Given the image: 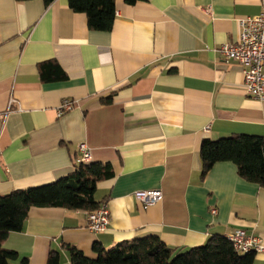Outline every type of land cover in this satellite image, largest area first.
<instances>
[{
    "label": "crops",
    "instance_id": "0c3cea01",
    "mask_svg": "<svg viewBox=\"0 0 264 264\" xmlns=\"http://www.w3.org/2000/svg\"><path fill=\"white\" fill-rule=\"evenodd\" d=\"M260 13L264 0H116L111 30L98 32L67 0H0V196L66 176L80 144L113 172L94 195L109 210L105 232H90L84 211L31 208L4 247L29 264L50 251L70 264L66 245L95 258L94 243L149 235L176 252L235 230L264 245V189L230 162L202 180L199 157L206 139L264 137V101L246 95L243 67L215 52L236 41L238 19ZM50 60L66 80L41 83L37 66ZM63 100L76 104L57 118ZM147 190L162 195L149 207L133 196Z\"/></svg>",
    "mask_w": 264,
    "mask_h": 264
},
{
    "label": "trees",
    "instance_id": "16d2710c",
    "mask_svg": "<svg viewBox=\"0 0 264 264\" xmlns=\"http://www.w3.org/2000/svg\"><path fill=\"white\" fill-rule=\"evenodd\" d=\"M26 2L31 0H16ZM44 5L54 0H41ZM116 0H67L68 7L83 13L91 31L109 32L115 19ZM134 5L141 0H122ZM41 83L66 80V74L50 60L37 66ZM102 105L111 103V96L101 99ZM201 160L200 179L221 162H230L238 176L246 182L264 189V137L234 135L216 140H203L199 148ZM113 177L109 163L74 162L72 171L53 183L0 196V264H29L26 258L6 249L4 243L9 234L21 231L31 208H61L69 211H94L101 203L94 195L97 184ZM70 264H253L254 252L238 253L226 235H212L205 244L176 252L154 235L125 241L105 249L94 243L95 258L86 257L74 246L66 245ZM58 252L50 251L46 264H59Z\"/></svg>",
    "mask_w": 264,
    "mask_h": 264
},
{
    "label": "built area",
    "instance_id": "2783aa9c",
    "mask_svg": "<svg viewBox=\"0 0 264 264\" xmlns=\"http://www.w3.org/2000/svg\"><path fill=\"white\" fill-rule=\"evenodd\" d=\"M238 35L233 43L220 45L215 52L225 63L235 62L243 67L244 89L249 98L264 101V13L237 20ZM13 103L12 99L9 106ZM76 103L63 100L56 110L57 118L71 111ZM79 162L87 164L90 152L84 144L79 145ZM134 198L145 207L157 203L161 198L159 190L136 191ZM87 229L92 233L105 232L110 224V214L106 204L96 210L85 212ZM211 213L214 215L215 210ZM227 240L238 253H264V245L260 238L246 234L243 230H235L226 234Z\"/></svg>",
    "mask_w": 264,
    "mask_h": 264
}]
</instances>
